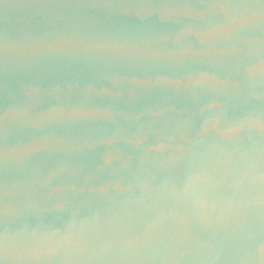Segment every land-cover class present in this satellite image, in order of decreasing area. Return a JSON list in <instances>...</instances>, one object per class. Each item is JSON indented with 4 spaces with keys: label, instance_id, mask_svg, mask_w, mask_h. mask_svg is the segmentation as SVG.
Instances as JSON below:
<instances>
[{
    "label": "water",
    "instance_id": "obj_1",
    "mask_svg": "<svg viewBox=\"0 0 264 264\" xmlns=\"http://www.w3.org/2000/svg\"><path fill=\"white\" fill-rule=\"evenodd\" d=\"M0 264H264V0H0Z\"/></svg>",
    "mask_w": 264,
    "mask_h": 264
}]
</instances>
